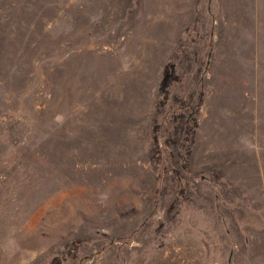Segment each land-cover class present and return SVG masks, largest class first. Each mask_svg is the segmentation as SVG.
I'll list each match as a JSON object with an SVG mask.
<instances>
[{
    "label": "rangeland",
    "instance_id": "obj_1",
    "mask_svg": "<svg viewBox=\"0 0 264 264\" xmlns=\"http://www.w3.org/2000/svg\"><path fill=\"white\" fill-rule=\"evenodd\" d=\"M0 264H264V0H0Z\"/></svg>",
    "mask_w": 264,
    "mask_h": 264
},
{
    "label": "trees",
    "instance_id": "obj_2",
    "mask_svg": "<svg viewBox=\"0 0 264 264\" xmlns=\"http://www.w3.org/2000/svg\"><path fill=\"white\" fill-rule=\"evenodd\" d=\"M174 74H175L174 66L168 65L165 69V74H164L163 82L161 85V93L167 94V89L170 86L171 80L175 79ZM190 134L192 135V145H191V147H192L194 144V141H195V139H193V138H195V129ZM186 140H189V137H187Z\"/></svg>",
    "mask_w": 264,
    "mask_h": 264
}]
</instances>
